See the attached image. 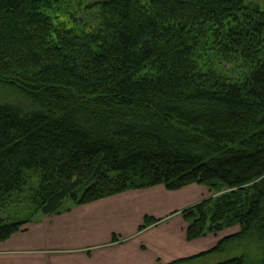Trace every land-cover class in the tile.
I'll use <instances>...</instances> for the list:
<instances>
[{
  "label": "trees",
  "instance_id": "16d2710c",
  "mask_svg": "<svg viewBox=\"0 0 264 264\" xmlns=\"http://www.w3.org/2000/svg\"><path fill=\"white\" fill-rule=\"evenodd\" d=\"M60 3L0 0V244L75 206L199 185L231 192L183 211L188 241L241 232L171 264H264L261 6L103 0L82 40L54 26ZM29 173L34 208L10 214Z\"/></svg>",
  "mask_w": 264,
  "mask_h": 264
},
{
  "label": "crops",
  "instance_id": "0c3cea01",
  "mask_svg": "<svg viewBox=\"0 0 264 264\" xmlns=\"http://www.w3.org/2000/svg\"><path fill=\"white\" fill-rule=\"evenodd\" d=\"M207 191L198 185L179 192L158 186L75 206L0 244V264H171L197 256L213 242H189L187 223L174 213L195 205ZM146 217L164 221L140 233Z\"/></svg>",
  "mask_w": 264,
  "mask_h": 264
},
{
  "label": "rangeland",
  "instance_id": "374dc122",
  "mask_svg": "<svg viewBox=\"0 0 264 264\" xmlns=\"http://www.w3.org/2000/svg\"><path fill=\"white\" fill-rule=\"evenodd\" d=\"M101 1H103V0H62V3L55 6L52 11H47V13L52 18L53 24L55 27H57L58 29L67 30L71 33L73 32V34L75 36L84 40L92 32L91 27L98 24V22L96 21V16L99 14L100 8L96 7L94 5V3L101 2ZM249 1L253 2L255 4H259L261 6V8L264 10V0H249ZM79 41H80V39H79ZM4 94H5V92L0 88V98ZM28 176H29L28 185L25 187V192L23 194L20 193V194H17L14 196V197H16V200H13V201L15 202L14 204H16L17 206L14 205L13 208L8 211V213L12 214L13 212H17L19 215L25 216L26 214L28 215V213L30 214L31 210L34 208V206H33L34 203L31 201L32 193H33L32 187H33V185L35 186V182H37V178L35 176L32 177V175L30 173L28 174ZM201 187L207 188V190H208L207 191V197L199 199L198 203L185 208L183 211H186L192 207H195V206H197V205H199L205 201H206V203L210 202L211 200L215 201L216 198H219L220 196L225 195V194H229L231 192L229 189H223V190L215 192L213 189H211L209 187H206V186H201ZM154 188H156V187H154ZM151 189H153V188L143 189V190H134L133 192L146 191V190H151ZM179 191H181V190H179ZM179 191H174V192H179ZM129 192H132V191H129ZM81 195H82V193L80 194V196ZM183 211L175 212L174 214H178V216L182 217ZM150 218H154V217H150ZM33 219H35V218H33ZM154 219L164 221L163 218H161V219L154 218ZM163 221L161 223H163ZM144 224H145V222H144ZM187 226H188V223H187ZM155 227H157V226H155ZM151 228H153V227H151ZM151 228H149V229H151ZM240 232H241V227L235 226V227H232L229 229H224L223 231L218 232V233H210L206 237L200 238V239H207L206 240L207 243L213 242L211 247H209L207 250L205 249L204 252H208V251L214 249L215 248L214 246L217 245V242L219 240L221 241L225 238L235 236V235L239 234ZM140 233H142V232H140ZM259 246H260V244L257 243L258 248H259ZM232 256H234V253H231L230 256H227L226 254L223 253V254H218L215 256L207 257L204 259H200L197 261H193L190 264H218L219 262L225 261L229 257H232Z\"/></svg>",
  "mask_w": 264,
  "mask_h": 264
}]
</instances>
